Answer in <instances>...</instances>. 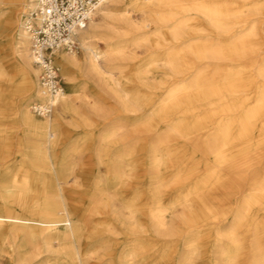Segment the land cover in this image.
Listing matches in <instances>:
<instances>
[{
  "label": "bare ground",
  "instance_id": "1",
  "mask_svg": "<svg viewBox=\"0 0 264 264\" xmlns=\"http://www.w3.org/2000/svg\"><path fill=\"white\" fill-rule=\"evenodd\" d=\"M124 1L100 0L91 13L87 26L74 34V41L83 51L82 61L77 59L75 51H67L63 48L53 51L52 61L63 72L66 84L70 85L65 89L62 88L54 96L47 94L41 88L38 82V69L31 64L30 36L25 22L29 12L37 6V0L24 1L25 7L22 13L16 6L10 13H6L14 0L0 2V43L8 42L10 59L17 64L18 69L17 80L11 79L0 69V84L6 91L13 87L18 92L14 102V116L20 125V132L26 135L23 142L19 141L18 145L22 148L14 157L10 158L9 153L2 156L4 152L0 151V216L7 217L8 231L18 232L16 238L3 235L2 241H11L9 245L19 257L18 264H28L31 259L41 254L59 259L57 264H86L81 260L78 245L82 240L90 238L96 239V243L108 240L124 245L125 250L116 264L136 262L150 264L148 258H151L152 264H193L195 247L192 245L183 248L182 252L175 256L179 240H182V246L187 247L189 245L187 240L193 232L186 237L179 224L176 225L177 221L168 225L165 212L159 208L150 209L143 217H132L124 214L121 209H116L113 204L94 203L95 215L106 216L95 222L91 219L94 215L79 219L76 215L66 213L57 195H54L53 183L57 185L65 183L73 167L64 165V155L60 162H57L51 151L46 148L55 144L60 122L66 116L78 115L77 102L84 98L79 88L83 89L87 84L102 86L116 100L117 119H133L135 129L132 136H126L122 132V124L114 125L113 137L100 140L93 152L97 160L96 167L103 166L107 174L114 176L115 173H123L126 168L136 167L140 162L138 147H136V156H133L129 152V145L139 140V129L136 127L141 111L147 108L148 104L134 90L132 92L126 90L128 84L135 87L136 82L122 81L121 76L115 77L113 74V71L118 69L116 62L125 55L128 46L131 43L136 46L145 42L139 37L140 32L151 25L162 36L170 35L171 40H165V44L151 51L148 67L154 66L156 59H159L162 67L169 70L173 82L169 85L171 94L168 98L176 99L175 97L185 90L193 93L187 72L195 67L194 64L202 63L212 56L225 54L229 56L251 51L253 47L247 40L260 32L264 34V17L233 22L230 19L234 18V14H231L224 5L207 2L208 0H126V3ZM261 7L260 4L254 6L250 16L260 15ZM130 11L139 13L140 19L137 23L130 17ZM94 17L98 18V22ZM105 20H108L109 24L102 29L100 23ZM195 20H201L202 23H197ZM206 36L231 37L233 42L223 47L216 46L204 53L194 42ZM98 39L106 42L104 48L98 45ZM156 55L161 57L155 58ZM71 73L82 78L80 87L71 85L73 75ZM258 76L264 78V62L258 68ZM193 79L196 84L194 91L199 90L193 93V97L206 98L204 94L206 87L201 76ZM136 81L139 85H143L141 78H137ZM160 86H165L164 81H160ZM210 89H214L213 94L222 93L219 85ZM30 100L40 104H50L52 106L50 114L40 117L33 114L28 107ZM88 102L89 107L93 105L95 109V103ZM261 102L235 119L220 120L214 127L217 137L225 138L232 129H236L241 136L250 135L256 122L264 116ZM225 111H232V108ZM209 112L208 110L203 114L205 116L203 120L210 119ZM159 115V111L149 115L148 123ZM219 142L220 139L211 138L207 141L206 148L210 150L212 147H217ZM2 144L3 142L0 141V146ZM165 161L166 158L162 163ZM224 164L222 162L213 167L204 185L216 183V178L220 177V170L224 168ZM153 166L149 161L147 166L149 172L154 170ZM32 184L39 186L40 189L33 191ZM263 191L264 184L256 187L239 206L232 228L227 233L217 236L215 244L221 243L226 249L218 254V259H213L212 264L237 263L243 247L237 226L255 231L250 242L251 263L264 264V220H257L258 222L255 223L250 220L254 216L250 209L255 205L256 200L264 201ZM34 193L41 195L40 198H32ZM34 220L45 221V228L32 233L29 224ZM191 223L181 217V225L190 226ZM87 226H91V230ZM26 230L30 232L27 238ZM105 257L106 255L99 257L97 263H104Z\"/></svg>",
  "mask_w": 264,
  "mask_h": 264
},
{
  "label": "rangeland",
  "instance_id": "2",
  "mask_svg": "<svg viewBox=\"0 0 264 264\" xmlns=\"http://www.w3.org/2000/svg\"><path fill=\"white\" fill-rule=\"evenodd\" d=\"M24 1L26 0H14L6 13H10L14 6L22 13ZM207 2L224 5L234 14V18L230 19L233 22L264 17V0ZM258 4L262 5L260 15L250 16L251 10ZM129 13L137 23L140 19L139 13ZM94 20L98 22L97 17H94ZM195 21L202 23L201 20ZM108 24V20L100 23L102 29L108 27ZM139 37L145 42L138 41L140 44L136 46L131 43L125 50V55L116 62L118 69L113 71L115 77L121 76L122 81L136 82L135 87L128 84L126 90H134L148 104L147 108L141 111L136 127L139 129V140L129 145V152L133 156H136L138 147L139 165L131 169L126 168L123 173H115V176L107 174L103 166L96 167L97 160L93 152L99 141L113 137L112 130L114 125L118 124L123 125L122 132L126 136H132L135 125L131 118L117 119L116 100L104 87L87 84L85 88H79L84 98L77 102L78 115L66 116L60 122L55 144L46 148L51 151L57 162H60L64 155V165L73 167L65 183H53L54 195H57L66 213L76 215L79 219L94 215L91 217L93 222L106 217L95 215L94 203L113 204L116 209H121L124 214L132 217H143L150 209L159 208L165 212L168 225L177 221L176 225L179 224L181 230L186 233L185 236L191 235L187 240V247L182 246V240H179L175 256H178L183 248L192 245L195 247L193 264H212L213 259H218V254L226 249L221 243L215 244L217 236L232 228L239 206L256 187L264 184V116L256 122L250 135L241 136L236 129H232L224 138L217 137L214 132V127L220 120L235 119L260 101L264 109V78L258 76V68L264 62V34L260 32L255 37L248 38L247 41L253 47L251 51L229 56H212L202 63L194 64L195 67L187 72L189 83L193 87V93L198 92L199 90L194 91L196 84L193 78L200 75L206 87V98H194L192 91L185 90L175 97L176 99L168 98L171 94L169 85L173 82L169 70L162 67L159 59H156L154 66L148 67L151 51L165 44V40H171L170 35L162 36L151 25L140 32ZM98 40V45L104 48L106 42ZM231 42V37L206 36L194 43L205 53L216 46L223 47ZM74 51L77 59L82 61L83 51L77 43ZM10 55L8 42L0 43V69L11 79L17 80V64L11 61ZM157 57L160 58L161 55H156L155 58ZM58 72L62 88L69 87L59 67ZM137 78H141L143 85H139ZM160 81H164L166 87L160 86ZM81 83L80 75L74 73L71 85L80 87ZM215 85L220 86L221 94H213L214 89L210 88ZM17 96L15 88L11 87L6 91L0 84V141L3 142L0 151L4 152L2 156L9 153L10 158L21 150L22 147L18 143L23 142L26 137L20 132V125L14 116V102ZM86 99L95 103V109L93 105L89 107ZM32 102L33 100L28 101L29 108ZM228 108H232V111L224 112ZM208 110L210 121L203 120V114ZM157 111L160 115L148 123V116ZM175 129L177 130L174 131ZM211 138H218L220 142L217 147L208 150L206 145ZM165 158V163H162ZM149 161L154 165V170L150 172L147 167ZM222 162L225 163L224 168L220 170L216 183L204 185L213 167ZM31 188L33 191L40 189L34 184ZM40 196L34 193L32 198L38 199ZM250 210L254 213L250 219L252 222L264 220L263 200H256ZM181 217L192 222L190 226L181 225ZM6 219L7 217L0 216V264H18L19 257L9 245L11 241H2L3 235L13 238L18 236V232L8 231ZM45 224V221L34 220L29 226L32 233H35L44 229ZM87 227L91 230V226ZM237 227L243 247L236 264H252L250 242L255 231L246 230L244 226ZM25 233L27 238L30 232L26 230ZM78 246L81 260L86 264H99L97 260L103 255H106V261L100 264H116L125 250L121 243L108 240L96 243V239L91 238L82 240ZM31 260L28 264L59 262V259L49 258L47 254H41ZM150 261L151 258H148V262L152 264Z\"/></svg>",
  "mask_w": 264,
  "mask_h": 264
},
{
  "label": "built area",
  "instance_id": "3",
  "mask_svg": "<svg viewBox=\"0 0 264 264\" xmlns=\"http://www.w3.org/2000/svg\"><path fill=\"white\" fill-rule=\"evenodd\" d=\"M100 0H37L28 14L25 27L30 36L31 64L38 69V82L49 95L62 89L61 78L52 61L53 51L76 49L74 34L85 28ZM50 104L32 102L30 110L37 116L50 114Z\"/></svg>",
  "mask_w": 264,
  "mask_h": 264
}]
</instances>
